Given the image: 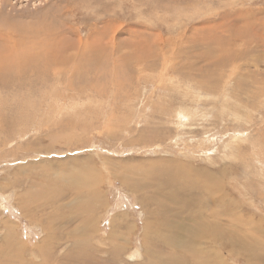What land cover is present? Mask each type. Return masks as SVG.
<instances>
[{
  "label": "rangeland",
  "instance_id": "1",
  "mask_svg": "<svg viewBox=\"0 0 264 264\" xmlns=\"http://www.w3.org/2000/svg\"><path fill=\"white\" fill-rule=\"evenodd\" d=\"M261 230L264 0H0V263L264 264Z\"/></svg>",
  "mask_w": 264,
  "mask_h": 264
},
{
  "label": "bare ground",
  "instance_id": "2",
  "mask_svg": "<svg viewBox=\"0 0 264 264\" xmlns=\"http://www.w3.org/2000/svg\"><path fill=\"white\" fill-rule=\"evenodd\" d=\"M209 195V194H208ZM211 195V194H210ZM225 196V194L224 195H221L220 197H217L215 200H211L213 203H215V204H221L222 205V207H223V209H222V211L223 212H228V214L229 213H231V212H233L232 210H230L231 208H229V210H228V208H225L223 205H224V203L222 202V201H225L224 200V198H226V196ZM211 199V198H210ZM209 199V200H210ZM208 200V201H209ZM207 201V202H208ZM228 201V200H227ZM202 208V207H201ZM60 209V208H59ZM199 209V208H198ZM201 209H199V212L201 213L202 211H200ZM77 211V210H76ZM196 211V210H195ZM198 211V210H197ZM197 211H196V213H197ZM204 212V211H203ZM206 212V211H205ZM202 215V214H201ZM199 216V215H198ZM233 216H235V214H232L231 215V217H233ZM202 218V217H201ZM209 219V218H208ZM206 220V219H205ZM219 220V219H218ZM250 220V219H249ZM81 221H84V220H81ZM87 221V220H86ZM222 221V220H221ZM219 222V221H218ZM87 223H89V221L87 222ZM221 223V222H220ZM251 223V222H250ZM222 224V223H221ZM257 224V223H256ZM214 225V224H213ZM250 225V224H249ZM82 226H84V225H82ZM88 226H90V224L88 225ZM223 226H224V223H223ZM251 226H253L254 227V225H253V223L251 224ZM210 227V226H209ZM252 227V228H253ZM84 228V227H83ZM234 228H236V227H234ZM257 228H260V225H258V227ZM84 229H86L87 230V228H84ZM254 229V228H253ZM239 230H241V229H239ZM235 231V230H234ZM233 232V231H232ZM201 233H203V232H201ZM231 233V232H230ZM229 233V234H230ZM261 235H262V237H264V230H261ZM200 236V235H199ZM259 237H260V235H259ZM178 239V238H177ZM264 239V238H263ZM176 241H178V240H176ZM256 241V240H255ZM260 241V240H259ZM179 242V241H178ZM223 245H226L227 244V246L229 245V243H228V241L227 240H223L222 242H221ZM226 243V244H225ZM238 244H239V242H238ZM237 245V244H236ZM256 245H259V250H255V248L254 247H256ZM24 246V245H23ZM211 246V245H210ZM243 246V245H242ZM241 245L239 246L240 248L242 247ZM261 246H263V247H261ZM238 246L236 247V248H239ZM245 246H243V248H244ZM1 250V249H0ZM240 251H241V249H240ZM200 252V251H199ZM198 252V253H199ZM242 252V251H241ZM243 252L244 253H247V255H248V257H249V255H251L252 254V252L255 254V256L256 257H258V262L259 263H262V262H264V241H260V242H255L254 244H251L250 245V247H248V248H246L245 250H243ZM199 255V254H198ZM245 255V254H244ZM246 255V256H247ZM2 256V255H1ZM4 257V256H3ZM211 257V256H210ZM210 259V258H209ZM207 260V259H206ZM56 262V261H55ZM211 263V261L209 262V261H207L206 262V264H210ZM215 263V262H214ZM0 264H2V263H0Z\"/></svg>",
  "mask_w": 264,
  "mask_h": 264
}]
</instances>
